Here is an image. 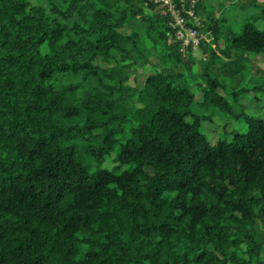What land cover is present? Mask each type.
I'll return each mask as SVG.
<instances>
[{
  "label": "trees",
  "instance_id": "16d2710c",
  "mask_svg": "<svg viewBox=\"0 0 264 264\" xmlns=\"http://www.w3.org/2000/svg\"><path fill=\"white\" fill-rule=\"evenodd\" d=\"M220 1L242 17L198 0L224 46L201 60L168 43L156 0H0V264H264V118L247 103L264 97V2ZM216 62L236 89L219 92ZM216 111L246 130L208 138Z\"/></svg>",
  "mask_w": 264,
  "mask_h": 264
},
{
  "label": "rangeland",
  "instance_id": "374dc122",
  "mask_svg": "<svg viewBox=\"0 0 264 264\" xmlns=\"http://www.w3.org/2000/svg\"><path fill=\"white\" fill-rule=\"evenodd\" d=\"M35 2V1H34ZM209 10L213 12L216 18H224V26L228 24H232L235 26V22L239 20L242 17L241 11L239 9L232 8V6L229 3H221L220 0H208ZM127 32V30H124ZM144 46L149 50L152 57V62L158 63L161 59L162 54V47L159 45H155L151 39L148 37H145V40L143 42ZM221 51V50H220ZM201 54H198L196 59H201ZM252 59H255L258 61V63H253V60L251 62L254 67H262L264 68V57L261 55L254 56ZM224 60H227V58L224 57ZM212 67V73L216 75L217 73L220 74L221 80L223 84L225 85L224 89H219V92L221 94L226 93V91H232L236 87H238L237 83L240 77L237 75L229 74V72L232 73V67L229 65L221 64V62H216ZM224 68V71H222V67ZM248 67H244L240 75L242 76V85L248 84L249 80L251 79L252 75L247 71ZM152 72V69L150 66L147 65H141V67L138 69V72L132 77V82H141L143 81L144 77H146L149 73ZM200 73V66L199 63H195L192 67V72L189 73L188 77H191L192 81V90L195 93V98L197 99V103L195 104V110L197 112H210L203 110L198 103L203 102L202 93H201V80L202 78L199 76ZM247 103L249 104L248 112L256 117L264 118V97L257 99L256 102L249 97L247 99ZM210 110V109H209ZM212 111V109H211ZM227 125V129L231 130H237V131H245L247 128V122L241 120L240 118H236L233 116H229V114L225 113V115L221 114L220 112L216 111L213 113L212 120H204L203 123V131L206 133L208 138H213L216 134H220L224 132V126ZM116 152H113L111 157L108 158L105 161V166L107 167H113L114 162L113 158L115 157Z\"/></svg>",
  "mask_w": 264,
  "mask_h": 264
},
{
  "label": "built area",
  "instance_id": "2783aa9c",
  "mask_svg": "<svg viewBox=\"0 0 264 264\" xmlns=\"http://www.w3.org/2000/svg\"><path fill=\"white\" fill-rule=\"evenodd\" d=\"M162 6L161 13L167 18L165 36L169 44H179V50L184 56L197 57L202 60L209 55L203 46H210L215 51L217 43L210 29H205L203 19L197 15L198 0H156ZM262 3L264 0H258Z\"/></svg>",
  "mask_w": 264,
  "mask_h": 264
},
{
  "label": "crops",
  "instance_id": "0c3cea01",
  "mask_svg": "<svg viewBox=\"0 0 264 264\" xmlns=\"http://www.w3.org/2000/svg\"><path fill=\"white\" fill-rule=\"evenodd\" d=\"M223 47L224 46H220V47H217V50H216V52H217V54L219 55V56H222V54H221V49H223ZM226 58V57H225ZM252 58H253V56H252ZM258 63V61H256L255 59H253V63ZM257 67V66H256ZM258 68H261L262 70H264V68H262V67H258Z\"/></svg>",
  "mask_w": 264,
  "mask_h": 264
}]
</instances>
